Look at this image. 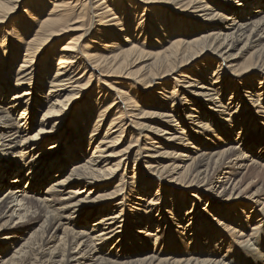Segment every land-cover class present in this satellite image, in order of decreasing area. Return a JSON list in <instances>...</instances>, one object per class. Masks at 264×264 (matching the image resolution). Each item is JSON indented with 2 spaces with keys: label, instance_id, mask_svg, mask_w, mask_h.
I'll return each instance as SVG.
<instances>
[{
  "label": "bare ground",
  "instance_id": "obj_1",
  "mask_svg": "<svg viewBox=\"0 0 264 264\" xmlns=\"http://www.w3.org/2000/svg\"><path fill=\"white\" fill-rule=\"evenodd\" d=\"M49 1L53 4L47 11ZM84 1L83 6L86 7L88 1ZM164 1L181 12L186 10L190 13L189 16L179 19L170 28H165L164 24L156 21L154 25L156 29H153L152 25L147 26L145 32L139 35H137L138 30L145 29V25H142L143 20L131 30L126 27L124 18H110L113 14L116 15V11L113 12L114 7L116 10L124 11L128 7L132 9V3L123 1L122 6L118 7L115 0L92 1V6H89L95 17H100L98 21L104 26L95 37L103 41V45L97 48L96 52L93 50L94 46L87 48L88 45L84 46L81 42L87 30L75 37L69 34L71 31L84 28L82 19L72 21L73 19L70 18L71 10L75 9L78 3H75V0H32L29 7L22 11L23 17L19 21H13L10 26L13 27L10 29L14 30L20 26L17 32L14 31L12 35L10 30L5 29L4 33L13 37V43L3 38L0 45V230L8 225L14 213L18 214L19 219H23L34 207V213L39 211V215L35 218L27 216L26 224L24 226L17 224V228L25 229L31 221H39V217L43 221L30 226L29 236L26 238L18 233L16 227L11 229L12 226L9 225V232L0 238V264H264V142L257 143L241 134L234 139V142H226L227 146L223 148L215 149L212 146L216 142L222 143L219 140L225 142L220 137V133L228 134L236 126L241 127L239 133H242L244 128H249L248 120L252 115L250 111L262 116L259 130L264 131V0ZM22 4L25 5L26 0H0V23ZM42 12L47 13V17L40 20L38 14ZM78 17L85 16L78 15ZM37 21H39L38 26ZM76 22L80 23L76 25ZM206 22L210 23V31H202L195 36L190 34L195 29L206 28L207 24L203 26ZM35 25L37 28L34 27ZM109 26L113 28V32L122 33L123 44L114 40H102L104 39L102 35L107 36L102 31L109 30ZM149 31H155V35L157 33L161 39L155 38L154 40L160 44H153L151 50L145 51L143 47L145 41L139 46V40L137 43L132 42L131 37L146 38L148 36L146 32ZM62 33L64 36L60 38L62 41L60 48L57 50L53 48L44 55L50 60L46 69H44L46 64L42 65L44 58L36 65L38 53L47 45L54 44L56 36ZM181 35L183 38L180 37ZM199 44L206 45L207 49L219 59L218 68L213 70L211 78H208L206 73L209 66L200 70L203 74L202 78L184 71L181 79H177L179 87H183L178 89L181 90L179 98H176V93L172 91V96L164 100V91L161 99L165 104L157 102L153 105L158 108L156 111L143 110L144 114L156 116L165 123L164 126L152 128L157 136L168 133L169 130H175L177 133L180 119L176 120V117H180L181 114L186 115L187 119H190L188 123H193L196 127L192 130L183 129L179 135L175 134L169 139H175L177 143L185 141V145L189 146L187 153H178L177 150L180 149L174 151L161 149L163 146L158 144L160 143L158 137H151L152 140L147 142L149 145L146 142L138 145L136 142L139 137H137L135 142L131 140L126 148L118 152L110 150L120 142L126 131L125 118L133 115L135 109L141 108H138L139 102L131 98L135 93L129 91L124 93L115 90L112 86L110 88L115 91L112 95L118 94L122 100L115 105L113 104L115 98L107 105L102 101L98 102L105 95L106 98L111 96L102 89L97 91L96 101L88 97L85 105L80 108L82 112L78 111L72 126L78 134L73 133L69 144L62 148L60 154L54 156L55 151L60 147L61 139L44 150L39 149L44 143L45 134H53L55 128L64 120L65 109L70 105L71 100L87 90L95 76L122 74L125 77H132L133 72L128 70L129 65L137 59L146 57L148 60L146 65L153 68L148 74L152 76V80H146V77L141 80L145 85L150 86L154 78L167 75L170 71L187 64L197 54H201L206 48L203 47L204 45L198 48ZM255 45H261L256 49L258 54L256 61L249 67L235 68L233 62L239 51L251 49ZM237 47L239 51L231 53ZM54 59L57 61V67L53 69V66L51 69ZM15 65L16 70H14ZM88 66L93 70L86 71ZM79 68L83 71L76 77ZM247 71L251 72L241 76ZM96 78L100 81L98 76ZM253 79L260 80L257 91L253 88ZM34 81L40 83L36 85ZM45 82L48 83L47 89L44 87ZM229 82L237 83L238 86L232 89ZM245 86L250 88L246 92L250 97L251 106L242 111L239 104L236 106L235 101L238 93ZM221 89L231 91L229 101L225 104L220 97ZM198 98L203 103H198ZM178 99L182 107L177 110L175 107ZM168 100H172L173 104L167 106ZM94 103L99 104L93 107ZM204 107L205 114L202 111ZM112 111L115 113L107 124L104 135L92 145L94 131L98 130L106 115ZM37 112H41V120L33 133L32 113ZM96 112L98 114L89 141L92 152L86 162L80 164L77 159L85 152L81 139L82 132L90 122L89 118L94 117ZM184 112L188 113L184 114ZM207 112H209L208 116ZM62 113L63 117L55 118ZM212 114L218 117L216 125ZM18 138L21 139L17 140ZM26 141L36 142L29 148ZM255 145H260L259 151L254 149ZM142 148L145 149L143 156L147 157L144 167L151 174L159 178L163 175L168 176L167 179L171 184L188 188L187 193L192 197L184 192H176L175 189H172L174 196L168 197L169 201L158 197L159 190L154 197H149V190L139 192L141 184L135 183V176L129 177L127 181H123L125 177L121 176L112 189H109L110 181L100 184L101 181L111 178L123 163L129 162L132 152H135V156L138 155L134 161L140 162L139 155ZM6 156L16 158V164H6L3 160ZM184 156L190 159L185 165L180 166L175 162L176 160L171 164L166 163L168 159L165 157L178 159ZM48 157L51 158L47 162L41 161ZM248 160L251 162L246 163ZM70 162H73L72 170L64 175L63 170ZM45 165L51 172L55 169L53 177H58L47 187L46 192L52 194L50 197H43L42 200L27 197L28 192H41L49 172L46 169L44 174H37V170H41ZM241 168H245V172L237 177L240 173L238 169ZM253 172H258L260 176H254L249 180L248 177ZM9 175L15 176L11 180L12 185H7L4 190V182L1 180L2 177ZM24 178L30 181L29 189L28 187L22 189L19 184H14ZM72 178V183L80 188H73L71 184L67 194H73L74 199L71 196L62 197L64 192L59 191ZM147 182L151 184V181L145 180L144 186L149 185ZM90 185L91 188L103 186L105 189L97 192L93 198L88 195L76 198L77 194L83 191L82 189ZM159 186L160 182L157 188ZM250 187L255 189L252 190ZM124 190L136 201L128 199L124 192L121 194ZM217 190L222 192L229 190L230 193L227 197L221 196L222 204H217L216 209H212L210 207L212 199L208 193L218 196ZM56 195L59 197L56 198ZM118 195L123 197L112 204L111 200ZM183 195L188 201L180 200ZM85 199H88V202H96L93 204L96 208L85 213L84 218L89 227L86 228L85 224H81L82 229H75L72 219L78 209L79 211L84 209L82 204L86 203ZM24 200H26L25 204H21ZM202 200L206 201L207 207H200L199 203ZM233 200L237 204H231ZM248 200L251 203L248 204ZM13 201L18 203L15 206H24L23 213L16 211V208L10 205ZM56 202L62 206L55 207ZM128 203H136L139 212L130 214L126 209ZM93 212L100 216L92 221L90 219ZM128 223H137L138 226L148 223L151 227L156 225V230L147 229L146 227H149L147 225L144 227L145 230L139 229L142 230L140 233L143 235L132 236L126 231ZM59 228H62V234L57 240L56 231ZM17 237H20L21 243L16 242ZM2 240L11 247H4Z\"/></svg>",
  "mask_w": 264,
  "mask_h": 264
},
{
  "label": "rangeland",
  "instance_id": "obj_2",
  "mask_svg": "<svg viewBox=\"0 0 264 264\" xmlns=\"http://www.w3.org/2000/svg\"><path fill=\"white\" fill-rule=\"evenodd\" d=\"M83 1L82 0H80V1L79 0L78 1L75 0V3H77V2L78 3H77V5H75V9L74 8L72 9L73 12L71 10V17L70 18L73 19L72 21H76V20L82 19V22L84 23V28H83V30L71 31L69 34H70L71 37H75L79 33L87 30L85 32V35L83 36V38H82L83 40L81 42L83 43L84 46L88 45L87 48H90V47L94 46L93 50H94V52H96L97 48H99L101 45H103V41L98 40L95 37L97 36V34L100 31V29H102L104 26L101 25V23L98 21V19L100 17H97V16L95 17V13L93 12L92 8L90 7V6H92L91 2L94 1V0H91L90 2H89V0H87L88 1V5H86V7L83 6V5H85L84 4L85 1L84 2ZM115 1H116L115 2L116 6H118V7L122 6L121 4L124 3L125 1H128V2L133 4V8L134 9L133 8L131 9V8L128 7L127 10H124V11L122 10L121 11V10H116V8L114 7V9H113L114 11L113 12L116 11L115 12L116 15L113 14L110 18H115V17H116V19H123L124 18L123 20L127 23L126 27L131 29V30L135 29L137 24H139L140 21H142V20L144 21L143 24L142 23L141 24L145 25V29L144 28H142L141 30L139 29L138 32H137V35H139V33L140 34L144 33L146 28H147V26L149 27V26L152 25V28L154 27L153 29H156L155 26H154V25H156L155 24L156 21H159L162 24H164L165 28H168V27L170 28L173 23H177V21L179 19H182L183 17H187V16H189L188 14H190L186 10L181 12V10H178V8L175 9V7H173L172 5H168L169 3L164 1V0H146V1H143V0H115ZM30 2H32V0H28V1L26 0V4H25L26 6L24 4L20 5L19 7H17V9H15V11L11 15H9V17H7L5 19V21L0 23V45H1V41H2L3 38L7 42H12L13 43V39H12L13 37L12 36H8L7 34H5L4 33L5 29L10 30L11 34L14 33V31L17 32V30L20 28V26H17L16 30L10 29V28H13V27H10V26L13 23V21H19L21 19V17H23V12L22 11L24 9H26V7L27 8L29 7V4H31ZM111 2H112V0H111ZM52 4L53 3H51V2L48 3L47 11H49V9L51 8ZM107 4L111 5V3H107ZM78 5L81 6V7H78ZM82 7L86 8V9H84L86 12H84ZM173 8L175 10H177V11H175ZM129 9H131V13H129ZM125 12H126V14H125ZM83 14H85V15H83ZM118 14L120 15V17H119ZM238 14H240V12ZM78 15L79 16H85V17L84 18L83 17L79 18ZM38 17H39L40 20L41 19L43 20V18L47 17V13H43L42 12L41 14H38ZM77 18H79V19H77ZM115 22H116V20L114 21V23ZM79 23L76 22V25L79 24ZM205 24L208 25L206 28L204 27L203 29L202 28L195 29L194 30L195 33L192 32L190 34L191 35L194 34L193 36H195V35H197L198 33L202 32V31H204V32L205 31L206 32L210 31L211 30L210 25H209L210 23L206 22V23L203 24V26ZM211 24H213V21H212ZM36 25L37 26L39 25V21L36 22ZM36 25L34 26L35 28H37ZM139 27H141V26H139ZM115 29L116 28H114V30ZM131 30H130V32H131ZM154 32L155 31L146 32V34H148V36L146 38H144V36L139 38V36H138L137 38H134V39L131 37V40H132V42L135 41V43H137V41L139 40L138 41V43L140 42L138 44L139 46H141L142 42L145 41L146 44L143 47H144L145 51H149V50H151L153 48L152 47L153 44H160V42L157 43L158 41L154 40L155 38H157V40L161 39L160 35L158 36L157 33L155 35ZM184 32H186V30ZM102 33L103 34H107V36H105V35L101 36V37L104 38L102 40H105V41H113L114 40L115 42L120 43V44L124 43L123 42L122 33L113 32V28H110V26H109V30L108 29H106V30L104 29V31H102ZM124 35H126V33ZM175 35H177V34H175ZM62 36H64L63 33L61 35H57L56 36V41L54 42V44L51 43V44L47 45L44 49H42L38 53V55H37L38 57L36 58V65H37V63H40L38 61H41L44 58L43 60H45V61L42 63V65L46 64L44 66V69H46L45 67H47V63L50 64V60L47 59V57H45L44 55H47L46 54L47 51H50L53 48L56 49V50L60 48V45L62 43L60 38ZM180 37L183 38V35H181ZM93 40H95L94 43H93ZM96 42H98V43H96ZM263 42H264V38H263ZM11 44L9 45V48L11 47ZM126 44H128V43H125V45ZM203 45L204 44H199L198 48H201ZM260 46L261 45H258V46L255 45L251 49L249 48V49H247L245 51H239V47H237L236 49H233L231 51V53H237L239 51V53L237 54V57L234 59L235 62H233V66L235 68H238V69L239 68L243 69V68L249 67L251 64H253L256 61L257 56H258V54L256 53V49L258 47H260ZM203 47H205L206 49L201 54L200 53L197 54L187 64H183L182 66L178 67L177 69H175L173 71H170L167 75H165L163 77L154 78L150 86L149 85H145L144 81L141 80V78H143V77H146V80H148V79L152 80L151 79L152 76H148V74L151 73V70H153V68H150V66L146 65V63H148V60H146V57H143L141 59H137L134 63L129 65L128 70L133 72L132 77H125L122 74L121 75H115V76L100 74V76L97 75L100 78V81H98V78H96L97 76H95L94 79H93V82L90 85V87L87 90L83 91L81 94L77 95V97H75V98H73L71 100L70 105L68 107H66V109H65L64 113H66V116H65L64 120L55 128L56 131H54L53 134H51V135L45 134V139H43L44 143L42 144L41 148H39V149L40 150H44L47 146L53 144L56 140L61 139L60 147H59V149L57 151H55L54 156L56 154H60L62 152V148L65 147L66 144H69V141L71 139L70 137L73 135V133H74V135L78 134L72 129V126H74V121L76 120L78 111L80 110L82 112V109H80V108H82L85 105V101L87 100L88 97L90 98V100L96 101L97 95H98L97 91L99 89H102L106 93L109 92L111 96L106 98V95H105L98 102L102 101V103H104V104L106 103V105H107V104H110V102L115 98L116 100H114V102H113V104L115 105V104H117L118 102H120L122 100V98L119 97L118 94H117V96H113L112 95V93L115 94V91L110 88V86H112V87H114L115 90L124 91V93L125 92L127 93L128 91L130 93H132V92L135 93L131 98H133V100H135V102H139L138 104L140 106L138 105V108L139 107H141V108L137 109V110L135 109L133 115H129V118H127V117L125 118L124 121L126 122V125H125L126 131L123 134L122 138L120 139V142L115 147H112L110 150H114V152H118L119 150H122V149L126 148V146H128L131 143V140H133V142H135L137 137H139L138 142H136L138 145H142L145 142H146V144H148L147 142L152 140L151 137H158L160 139V143H158V144H161L163 146V148H161V149L165 148V149H169L170 151H174V150L180 149V150H177L178 153H180V152L187 153L188 152L187 150H189V146L185 145V141L177 143L175 139H171V140L169 139V137L171 138L175 134L179 135L180 134L179 132H181L183 129H189L190 128L192 130V128L196 127L195 124H193V123L189 124L188 123L190 121V119H187L186 115L181 114L180 117L179 116L176 117V120L178 118L180 119V120H178L179 129H177L178 130L177 133H176L175 130H172V131L169 130L168 133L159 134L160 136H157V135H155V133H154L155 130H153V129H155V127L158 128L160 126H164L165 123L161 122L159 120V118H157L156 116L152 117V116H148V115L144 114L143 110L145 109L147 111L148 110H150V111H154L155 110L156 111L158 108L154 107L153 105L157 104V102H158V104L159 103L165 104V101H162L163 99H161V97H163L162 92H164V91H165L164 92L165 93L164 100H166V99H168V98H170L172 96L171 95L172 91L176 93V98H179L181 96L180 95V91L181 90L179 91L178 89H183V87H179V82L177 81V79H181L182 73H184V71L190 72L191 74L194 73L195 77L199 76V77L202 78L203 74H202V71H200V70L203 69V67H208L209 66V68H208L209 70L206 73L208 75V78H211V74H212L213 70L218 68L217 64H218L219 59L217 58V56L215 54L212 53V51L207 49L208 47L206 45H204ZM0 48H1V46H0ZM3 50L4 49H2V51ZM22 53H23V51H22ZM49 55L50 54H48V56ZM53 66H54V68H53ZM16 67L17 66L15 65L14 70H16ZM36 67H39V66H36ZM56 67H57V61H56V59H54V61L52 62V65H51V69L52 68L55 69ZM81 68H79L77 70L80 74L78 72H76V73H78L76 75V77L78 75L80 76L82 74L83 70ZM89 68L91 69V66H88V69H86V71H89L90 70ZM92 70H90V71H92ZM248 72H251V71H247V72L243 73L241 76L246 75ZM84 73H86V72H84ZM96 73H98V72H96ZM248 77H251V76H248ZM248 77H245V78H248ZM251 78H253V77H251ZM259 81L260 80H258V79H253V81H252V83L254 85L253 88H255L256 91L258 89V86L260 85L258 83ZM38 83H40V82L34 81V84L37 85ZM161 83H162V85H161ZM229 84L232 87V89L238 86L237 83L233 84V83L229 82ZM47 85H48V83L45 82L44 87H46V89H47ZM174 88H176L177 90L174 89ZM248 89H250V88H246V86L243 87L242 90L240 91V93H238L239 94L238 97H236V101H235L236 106L239 104L240 109L242 111L245 110V108H250V106H251V102H250L251 100L249 99L250 97L247 94L248 92H246ZM221 90H222V94L220 95V97H221L223 103L225 104L226 102L229 101V97L231 95V93H230L231 91L230 90L225 91L223 89H221ZM105 98H106V100H105ZM137 98H138V100H137ZM168 101H169V103H166L167 106H170L171 103L173 104L172 100H168ZM263 101H264V99H263ZM176 102H178V104H177V107H175V108L178 110V108L182 107V105L179 104V99L176 100ZM197 102L198 103H203V101L201 99H199V98L197 99ZM97 104H99V103H94V104H92V106L94 107ZM204 104H206V103H204ZM142 105H144V106H142ZM189 111L190 110H188V112ZM202 111L205 114V112H206L205 107L202 108ZM188 112H184V114H186ZM114 113H115V111H112V112L108 113L107 114L108 116L106 115L105 120L98 127V130L94 131V135H93L94 137H93L92 145L93 144L95 145L96 142H98L100 140V138L104 135V133L106 131L107 124L110 122V119L112 118V116H114L113 115ZM250 113L252 115H251V118L248 120V127L249 128H244V130H242L243 132L239 133L241 127L240 126H236L235 129L234 130H230V132L228 134L220 133V137L223 138L225 142H223L222 140H219L222 143H217L216 142V143L212 144V146H214L213 148H215V149L223 148V147L227 146L226 142H229V141L234 142V139L236 137H238L239 135H241V134L245 135L246 138L249 137L250 139H253L257 143L263 144L262 142H264V131L261 132L259 130L260 129L259 127H261L260 122L262 121L263 118L259 114H256V113L253 114V111H250ZM97 114L98 113L96 112V113H94V117L89 118L90 122L86 126L85 130L82 132L81 139H82V142H83L82 144L85 146L84 147L85 152L82 153V156L77 159V161H80V164L81 163L83 164L84 162H86V160L91 155L92 151L89 148L90 147L89 146L90 134H91V132L93 130V126L95 124V120H96ZM135 115H138V116H135ZM206 115L208 116L209 112H207ZM32 116H33L32 117V132L35 133V130L37 129L39 121L41 120V112H37L36 114L32 113ZM61 117H63V113L60 116H56L55 118H61ZM79 120L81 122H83L82 119H79ZM217 120H218V117L214 116L215 125H216V121ZM134 122H137V123L135 124ZM138 123H141V125H138ZM171 123H174V122H171ZM210 123H211V121H210ZM242 123H244V121ZM151 126H154V127H151ZM74 138H76V137H74ZM20 139L21 138H18L17 140H20ZM35 142L36 141H26V144H28V146L30 148V147H32L34 145ZM217 147H219V148H217ZM254 149L256 151H259L260 145H255ZM183 150H185L186 152L183 151ZM177 151H175V152H177ZM144 153H145V149L142 148L141 149V155H139V159L141 161L140 162H135L134 158H137L138 155L135 156V152H132L130 161L127 162V163H123L118 168L116 173L111 178L106 179V181H101L100 184H104V182L106 183V182L110 181L109 182V184H110V188L109 189H112L118 183V181L120 180L121 176L125 177L123 179V181H127V179L129 177H132V176L134 177L135 176V179H134L135 183L137 185L141 184V186H140L141 187V191H139V192H143V191L149 190L148 191V193H149L148 196L149 197H152V196L154 197L156 192L159 190L160 195L158 197H160L161 200L164 199V200L169 201L168 197H173L174 196V194H172V189H175L176 192H184L185 194L190 196L187 193L189 191L188 188L175 186V185L171 184L169 182L170 180L167 179L168 176L166 177V175H163L162 178H159L158 176L151 174L144 167V165L146 163V159H147V157L143 156ZM192 155H193V153H192ZM50 158L51 157H48L47 159H44V160L42 159L41 161L47 162ZM111 159H113V157ZM111 159H110V161H112ZM165 159H168L167 162H166L168 164H171L172 161L176 160L175 162H178L180 166L185 165V164L190 162V159H189L188 156H184L183 158H178V159H171V158L165 157ZM3 160L8 165L16 164L15 163L16 158H12L11 156H6V157L3 158ZM250 162H251V160H248L246 163H250ZM72 163L70 162V163H68L66 165V167L63 170V174L64 175L68 174L70 172V169L72 168L71 167ZM46 166L47 165L43 166V168L41 170L40 169L37 170V172H38L37 174H39V173L40 174H44V172H46V169H47ZM54 170H53V172H54ZM238 170H239L240 173H238L237 177H240V175H242L243 172H245V168H241V169H238ZM48 172H49V177L46 180V182L42 185L41 190H40L41 192L40 193L36 192V191L28 192L27 197H34L35 199H41V200L45 196L50 197V195L52 193H47L46 192L47 191V187H48V185L51 182L56 180L58 177H53L55 175V173L51 172V170H48ZM257 175L260 176V174L258 172H256V173L253 172L252 175H250L248 178L250 180L252 177L257 176ZM14 176L9 175L7 177H2L3 180H1V181L4 182L3 183V185L5 186L4 190L6 189L7 185L8 186L12 185L11 180L13 179ZM145 180L151 181V184L149 182H147V183H149V185L144 186ZM72 181H73V178L70 181L67 182V185H65L61 189V191H59V192H64L62 194V197H69V196H71V198L74 197L73 194H71V195L67 194V190L71 188V184H72L73 188L74 187L75 188H80V187H77L76 184L74 185V183H72ZM152 181H154V182L152 183ZM159 182H160V186H159V188H157ZM142 183H143V185H142ZM14 184H19L22 187V189H23V187H24V189L27 188V187L29 189L28 184H30V181L28 180V178L27 179L24 178L21 182L18 181L17 183H14ZM91 187L92 186L90 185L89 187L82 189L83 191H80L77 194L76 198H83V197H85V195L92 196V198H93V197H95L97 192H99L100 190L105 189L103 186H102V188L101 187L91 188ZM28 189H26V190H28ZM250 189L254 190L255 187L254 188L250 187ZM192 190H194V189H192ZM89 191H91V193H87ZM218 191H219L218 196H216V194L212 195L211 193H208V194H210L211 199H212V205H210V207L212 209H216L217 204H222L221 203V199L223 197H221V196L227 197L229 195V193H230L229 190H228V192H222V190H217L216 192H218ZM123 192H124V195L126 194L128 196V199H132V200L136 201V199L133 198L131 195H129L127 191L124 190V191H122L121 194H123ZM120 195L115 197V199L111 200V203L113 204L116 201H119L123 197V196H120ZM51 197H53V196H51ZM57 197H59V196L56 195V198ZM190 197H192V196H190ZM184 199L186 201H188L187 197H185V195L180 197V200H184ZM65 200H68V199H65ZM85 201H86V203L82 204L84 209L82 211H79V209H78L77 213L75 214L76 216L72 219L73 222L75 223V226H74L75 229H79V230L82 229V227L80 226L81 224L82 225L85 224L84 226L86 228H88L89 225H87V223L85 221V218H84V216L86 215L85 213H87L88 210H92V209L96 208L93 205L96 202H94V201L88 202V199H85ZM25 202H26V200H24L21 204H23V203L25 204ZM59 202H62V201H59ZM59 202L55 203V207H61L62 206V204H60ZM235 203H236V201L233 200L231 204H235ZM249 203H251L250 200H248V204ZM15 204H18L17 201H13L10 205L14 206L13 208H16V211H18V212L22 211V213H23L24 212V206H19V205L15 206ZM199 204H200V207L201 206L207 207V205H205L206 204L205 200H202ZM138 207L139 206H137L136 203H128V204H126V209L130 211V214L132 212H134V213L135 212H139ZM71 210L72 209H70V211ZM184 210H185V208L183 209L182 212H184ZM34 211H35V207L32 208L28 212L27 216H33L32 218H35L36 216H38L39 215V211H36L37 213H34ZM31 213H34V214L31 215ZM27 216L25 218H23V219H19L18 218V214L14 213L12 218L9 220L8 225L1 228V230H0V238H1L2 235H6L9 232V225L12 226L11 229H13L15 227H16V229H18L17 226H20V225L24 226L26 224V219H28ZM91 216H92V219H90V220L93 221L96 218H98V216H100V215H97L95 212H93V214H91ZM42 221H43V219L41 217H39V221H36V222L31 221L30 223H28L29 225H27L25 227V229L24 228H21V230L18 229L19 230L18 233L20 235H22V237L26 238V237L29 236L28 235L29 234V227L37 225L38 223H41ZM92 221H90V223H92ZM19 222H20V224H19ZM73 225L74 224H72V226ZM147 225H149V224L148 223H143L141 226H138L137 223H128L127 226H126L127 234L130 233L132 236L134 234L143 235V234L140 233V231H142V230H139V229L145 230L146 228L149 229V230H156V225H152V227H151V225H149V227ZM145 226H147V227L144 228ZM56 234H57V240H58L59 236L62 234V228L57 229ZM20 237L16 238V242L19 243L21 241ZM2 245L4 247H9V248L11 247V245H9V244L7 245L5 243V241H3V240H2ZM147 245L151 247V244L149 242H147Z\"/></svg>",
  "mask_w": 264,
  "mask_h": 264
}]
</instances>
